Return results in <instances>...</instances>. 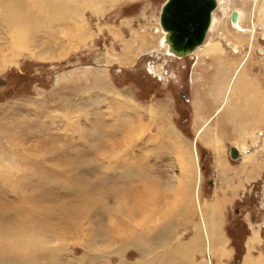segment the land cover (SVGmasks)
<instances>
[{"label": "rangeland", "instance_id": "obj_1", "mask_svg": "<svg viewBox=\"0 0 264 264\" xmlns=\"http://www.w3.org/2000/svg\"><path fill=\"white\" fill-rule=\"evenodd\" d=\"M164 1L78 0L79 9L72 7L78 17L72 20L65 17L71 8L65 0H0L7 12L0 15V37L18 33L21 45H39L32 56L20 49L17 59L0 58V198L20 205L33 226L11 235L23 242L18 258L41 264H152L178 240L191 264H264V31L257 16L254 27L249 17L256 14L249 10L253 2L230 0L226 14L215 9L219 26L208 32L193 60L168 55L158 45ZM8 2L25 14L15 17L5 9ZM234 9L246 12L238 30L240 52L227 46L238 38L228 22ZM32 13L37 19L27 15ZM72 22L79 29L76 40L65 31ZM216 41L225 50L223 58L204 55L203 48ZM243 70L256 89L241 88L237 77ZM97 85L121 98L115 102ZM120 100L128 108L119 107ZM160 127L173 128V135H161ZM230 146L243 157L231 160ZM121 172L129 177L126 182ZM147 176L163 212L151 205L146 225L164 228L173 216L174 235L165 251L122 249L125 234L143 230L148 239L155 236L127 217L121 218L125 226L119 224L111 212L116 195L130 202L140 197ZM80 203L87 215L66 224L61 209ZM42 210L47 218L41 219ZM210 222L219 226L220 240L184 245L194 225ZM57 226L66 227L68 239L48 242ZM203 228L212 235L211 227ZM106 229L116 232L112 242L104 241Z\"/></svg>", "mask_w": 264, "mask_h": 264}, {"label": "bare ground", "instance_id": "obj_2", "mask_svg": "<svg viewBox=\"0 0 264 264\" xmlns=\"http://www.w3.org/2000/svg\"><path fill=\"white\" fill-rule=\"evenodd\" d=\"M216 1H217V7H216V9L218 8L224 14H226L225 11H226L227 8H229L228 7V3L230 2V0H228V2H225V0H216ZM235 1H238V2H240L242 4H244L246 0H235ZM261 1L264 2V0H260V2ZM252 2H253V4L251 5V7H250L249 10H253V11L255 10L256 11V14H254L253 12H252L251 16L249 14V17L252 18V21L251 22L253 23V27H254V24H255V22H254L253 19H254L255 16H257L256 17L257 20H258L257 22H258V24H260V26L262 27V29L264 31V3L260 7H258V5H257L258 4L257 3L258 0H252ZM7 4H8V8H5V9H9V11L11 12V14L13 13V15L15 17H17L18 15H21V14H25V11H23V9H20L18 6H14V7L11 6L10 5L11 2H8ZM73 4L77 7V9H79V6L80 5L78 3V0H65V6H67L68 10H69V8L71 6L69 12L65 11V17H68L69 16L68 18L71 17L72 20L74 19V16L75 17H78V12H79V11H72ZM31 6L32 5H30V7ZM97 9H99V8L97 7ZM233 11H236L237 12V21H236V23L232 22L231 19H230L231 13ZM214 12H213V14L211 16L210 25L208 27L207 34H208V32L209 33H213L214 32L213 30L215 28H217V26H219L218 18L215 16ZM28 13H29V11H28ZM3 14H7V12L4 11L3 9H0V15H3ZM70 14H71V16H70ZM27 15L28 16L29 15L30 16L32 15L31 17L33 19H37L36 15L33 16V13L32 14H27ZM245 17H246V12L243 11V10H241V9H234L228 15V22L230 23L231 28L236 31L235 34L238 36V38L237 37H234V40H231V41H229V43H227V46L232 51L240 52V51H238L239 50L238 46L239 45H240V47L243 46V44L241 46L242 40L239 39V37L241 36L242 33L240 34V32L238 30L241 28L242 20ZM69 21H71V20H69ZM8 23H9V21H8ZM248 24H249V22H248ZM73 25L74 24L72 22L70 26H67L65 28V31H69L70 35L73 36V37L71 36L70 40H76L77 37H78V34H79L78 26L74 25L75 26V28H74ZM158 26H159V28L157 29V32H159L160 35H161V37H160V39L158 41L159 47L163 50V52L167 53L168 55H171V56L175 57L171 53L167 52V45H166L165 40H164V32L162 31L159 23H158ZM1 28H0V30H2ZM250 28L251 27H249L248 29H250ZM65 31H63V32H65ZM207 34H206V36H207ZM250 35H252V34H250ZM19 37H20V34H18V33L5 34L3 39L0 37V58H1V60L2 59L3 60L17 59V57L21 53V52L19 53V50L20 49L29 51V54L31 56L34 55V53H35L34 52V49L35 48H38L39 45H35L34 43H32V44L29 45V48L30 49H28V45L26 46V41H24V44L25 45H23V44L21 45L17 41L18 39H20ZM229 37H231V36H229ZM1 40H3V42H1ZM43 46H44V48H47L48 47V44H43ZM70 46H71V44L70 45H67L66 44L64 49H67L68 50V48ZM202 47H204V46L202 45ZM40 48H41V51L44 50L41 45H40ZM203 51H205L204 52V55H206V56L215 54V55H221L222 58H223V53H225V50H224L222 44L220 42H218V41L213 42V43H209L205 48H203ZM196 52H197V50L192 55H190V57L196 56V54H199L200 53V52H198V53H196ZM234 57H237V55L234 56ZM38 58H42V56H38ZM175 58H177V57H175ZM178 59H180V58H178ZM222 61H223V59H222ZM234 66L235 65L233 64V67ZM231 69H233V68H231ZM225 70L228 71V70H230V68L228 67ZM150 71H152L151 68H150ZM245 73L246 72L243 70V74L240 75V78L237 77L239 79V81L242 82L241 88L243 86L244 87L249 86V87L255 88V86L252 84L251 80H248L249 77ZM97 87L99 89H101L103 92H105L107 94H110L111 98H113V100H115V102L121 98L120 95H119V93L111 92V89L108 86H106V85L105 86L97 85ZM236 93L237 92L234 93V97H235ZM257 93H259L258 92V89L256 91L255 90H252L251 94L249 96H247V98L252 97V96H256ZM233 100H234L233 105H235V99L233 98ZM122 101H125V100H122ZM122 101L119 102V103L117 102L120 105L119 107H122V106H124L126 104V103H123ZM124 107H127V106H124ZM131 107L132 108H130V109L134 113L135 112L136 113L138 112V109H137L136 106L133 105ZM2 131H3V129H2ZM159 131H160L161 135L167 134L170 137L174 133V129L173 128H170V127H168V128H162V127H160ZM35 135H37V134H35ZM15 142L17 143L16 139H15ZM237 148L240 149V151H245L246 150L244 148V145H242V146L239 145ZM35 149H37V147H34L33 148L34 151H35ZM129 167H130V165L128 166V168ZM32 168H36V167L33 166ZM123 170H125V169H123ZM129 171L131 173V169L130 168H129ZM46 173H49V171H47ZM120 178L124 179L125 182H126L127 181V178H129V177H127V174H124V173L121 172ZM143 178H145V177H143ZM145 181H144L145 184L144 185H141V187H142L141 194L143 196L141 194H138L140 197L135 198V196H134V199L130 202V199L127 196H125L123 194L122 195H119L118 194V195H116L114 197L115 200H114V205L112 207L113 210L111 212H112V214L117 219H119V224H121V222H122V224H124L123 223L124 221H122L121 218L122 217H127V218L130 219L129 222H131V223H136L139 226L145 224L146 229L153 230V232H155V236L152 237L151 239H148V237L146 236L148 234H146L143 230H139L137 234H135L134 236H131V235L125 234V233H128L129 230H127L128 227H127V229H125V227H124L125 233H124L123 229H120L121 230L120 232L123 231V233L125 234L124 237H122V239L120 240V244L122 246V249L125 246H127V245H129V246H127V248L130 247V246H132V247H134L136 249L143 250V251H146V250H149V251L156 250L159 247L160 248H162V247L165 248L166 245H170L171 237L174 235V231L176 229L175 228V225H177V223L174 222V217L173 216H169L167 218V220H166V225L167 226H165L164 228H161L157 224L151 225L152 222L150 224H147L146 225V221L150 217L147 214V211H148V209H149V207L151 205H153L154 208H156V210H158L159 212L162 213L163 211H161V209L157 207V205H156V198H155V201L152 199V197H154L152 195L154 192L152 190H150L151 188H148L147 187V186H149L150 183H153L154 180L153 179L152 180L149 179V177L147 176L146 179H145ZM130 187L131 188H135V187H133L131 185H130ZM113 188H115V187H113ZM135 190H137V187H136ZM193 190H194V186H193ZM136 194H134V195H136ZM100 197H104V196L102 195ZM104 198L106 199V202L108 203V200L109 199L106 196ZM100 199H102V198H99V199L96 200L98 202L96 206H98L99 204L102 203L101 201L103 199L101 201H100ZM3 204L5 205L4 207H3ZM77 205L78 206L76 208H69L68 209V207H64V208L61 209V212L65 215V220L64 221H65L66 224H68V225L69 224H73L78 218H83L84 219V217L87 215V212H86L87 208L85 207V204L84 203H80V204H77ZM182 209H183V207H182ZM182 209L180 210L181 212H183ZM24 211L25 210L23 208H20V205H17L16 202H14L13 200H2L0 198V264H41V263L37 262V260H34V259H31V260L30 259H27L26 260V259H20V258H18L19 257V253L22 250L21 246H22L23 242H22V240L19 237H15V236H11V235L15 234L16 231H20L19 233H22V232L27 233V231H33L32 229H29V227H28V226L33 227L31 225L32 224L31 223L32 222L31 217L29 216V220H30L29 223L23 219V217H24ZM109 213H110V209H109ZM107 215H108V217L111 216L108 213H107ZM46 216L47 215H46L45 211L42 210V217H41V219L42 218H45ZM134 217H136L138 220L137 219L134 220L133 219ZM109 223L112 224V222H110V221H109ZM110 224H108V225L110 226ZM62 226H57V227H54L53 228V232H54L55 235L48 237L47 238V241L48 242H53L54 239H56L57 241L66 240V238H67V231L65 229L66 227L63 228ZM123 226H125V224ZM203 227H208V228L211 227L212 228V235H209L208 233H206V230ZM218 228H219L218 225H216V226L213 227V223L212 222H210L209 224L204 223V224L194 225L193 226V230H194L193 237L191 238L190 241L186 242L184 245L185 246H188V247H191V246L194 245V243L197 240H199V242L201 244L205 243V245H206V243H209L210 244V243H213V242H217V240H220L221 239L220 232H219V229L220 228L219 229ZM111 229H112V227H111ZM134 229H135V227H134ZM106 230L108 231V229H106ZM3 231H5L6 234H8V235L1 234V232H3ZM102 231H104V230H102ZM102 231L100 233H98L99 232L98 231L97 233L98 234H101ZM107 231H104V234H103L104 235L103 237H104L105 243L107 241H111L112 242L113 235L116 234V232H115V234L112 235L111 233H113V232H111V231H108L107 232ZM113 231H114V228H113ZM75 233H77V232H75ZM100 236H102V234ZM24 240L29 241L28 238H24ZM101 240H103V238H101ZM176 241L177 242L175 244V248L172 245H170L169 247H166L165 248L166 251H165V249L162 248V250L165 251V252H162L161 255L159 256L158 260L156 262L153 261L152 264L154 262H155L154 264H191L189 258L187 257L188 251H183L182 253H180V247L179 246L183 245V243L180 242V241H178V240H176ZM94 246H96V245L94 244ZM122 249L116 250V253L120 255V252L122 251ZM58 250H61V246L58 247ZM223 253L224 252H222L221 254L224 255ZM146 257H147V255H146ZM50 259L52 260V257H50ZM85 260H87V259H85ZM69 263L70 262H65L64 264H69ZM140 264H150V263L142 262Z\"/></svg>", "mask_w": 264, "mask_h": 264}, {"label": "water", "instance_id": "obj_3", "mask_svg": "<svg viewBox=\"0 0 264 264\" xmlns=\"http://www.w3.org/2000/svg\"><path fill=\"white\" fill-rule=\"evenodd\" d=\"M216 0H165L161 5L159 25L164 32L167 52L177 58H186L200 48L206 38ZM236 23L237 12L230 17ZM231 160L240 159L238 150L230 146Z\"/></svg>", "mask_w": 264, "mask_h": 264}, {"label": "crops", "instance_id": "obj_4", "mask_svg": "<svg viewBox=\"0 0 264 264\" xmlns=\"http://www.w3.org/2000/svg\"><path fill=\"white\" fill-rule=\"evenodd\" d=\"M262 206H263V208H264V194H262Z\"/></svg>", "mask_w": 264, "mask_h": 264}, {"label": "flooded vegetation", "instance_id": "obj_5", "mask_svg": "<svg viewBox=\"0 0 264 264\" xmlns=\"http://www.w3.org/2000/svg\"><path fill=\"white\" fill-rule=\"evenodd\" d=\"M190 57V56H189ZM190 59H193V58H191L190 57ZM194 60V59H193ZM192 65H193V63L191 64V68H192ZM193 70V69H192ZM190 81H191V78H190ZM241 156V155H240ZM243 156H241L240 158H242Z\"/></svg>", "mask_w": 264, "mask_h": 264}]
</instances>
